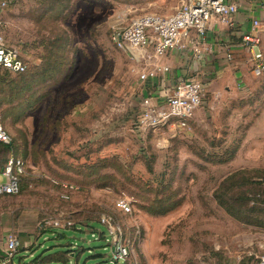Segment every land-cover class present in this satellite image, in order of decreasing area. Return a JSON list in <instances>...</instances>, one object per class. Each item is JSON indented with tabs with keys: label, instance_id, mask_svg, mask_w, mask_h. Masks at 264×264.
Masks as SVG:
<instances>
[{
	"label": "rangeland",
	"instance_id": "obj_1",
	"mask_svg": "<svg viewBox=\"0 0 264 264\" xmlns=\"http://www.w3.org/2000/svg\"><path fill=\"white\" fill-rule=\"evenodd\" d=\"M180 2L14 0L1 15L5 41L27 71L0 69V118L12 154L25 164L20 192L0 197V230L22 229L37 203L39 222L62 215L103 234L49 235L29 262L63 264L55 254L68 249L69 264H246L264 257V214L249 212L244 201L260 188L251 179L264 177V82L254 80L212 110L207 95L188 129L136 126L139 76L161 62L134 61L114 32L143 15L169 16ZM163 63L172 66L173 58ZM54 181L76 189L69 200L60 199ZM124 200L129 214L118 207ZM103 217L128 248L123 260L112 257Z\"/></svg>",
	"mask_w": 264,
	"mask_h": 264
},
{
	"label": "built area",
	"instance_id": "obj_2",
	"mask_svg": "<svg viewBox=\"0 0 264 264\" xmlns=\"http://www.w3.org/2000/svg\"><path fill=\"white\" fill-rule=\"evenodd\" d=\"M14 0H0V69L11 74H23L27 71V63L20 52L10 47L3 35L2 14ZM240 0H181L180 4L169 16L143 15L133 20L127 27L116 30L113 35L118 48L131 55L134 61L147 62L166 57L170 52L190 53L200 58L213 48L206 41V32L212 23L229 26L232 17L238 12ZM253 2L254 0H246ZM264 22L252 20L250 28L242 35L241 42L249 53L251 71L255 77L264 74V54L262 36ZM229 58V57H228ZM168 71V67L153 65L140 74L139 79L144 82L153 80L160 73ZM155 95L142 96L140 109L136 118L138 129L156 130L161 128L188 129V122L194 112L201 106L204 98V84L196 77H186L171 85L162 86ZM0 143L11 144V137L5 130L0 118ZM4 182L0 183V197L14 196L20 192V179L25 176V164L20 158L8 157L2 171ZM56 186L71 192L75 188L71 185L53 182ZM260 196L258 195L257 198ZM63 200L68 194L61 195ZM253 204V201L252 203ZM120 210L129 214L130 202L118 203ZM264 209V204H263ZM106 230L112 236V257L123 260L128 256V248L124 242L114 234L111 220L101 218ZM40 228L52 227L68 228L72 222L62 215L43 220ZM118 231V229H117ZM19 248V241L13 233L5 237V246L0 264L12 261ZM246 264H264V257H254Z\"/></svg>",
	"mask_w": 264,
	"mask_h": 264
},
{
	"label": "crops",
	"instance_id": "obj_3",
	"mask_svg": "<svg viewBox=\"0 0 264 264\" xmlns=\"http://www.w3.org/2000/svg\"><path fill=\"white\" fill-rule=\"evenodd\" d=\"M237 3L239 8L238 12L232 17L229 26L217 23H212L209 26L206 32L205 43L213 48L212 52L205 53L201 55L200 58H195L190 53L170 52L166 57L155 60V62L159 60L161 62L155 65H166L168 71L160 73L153 80L141 81V84L143 85L141 95H155L159 90L158 88L162 86L171 85L186 77H196L204 84L205 91L203 102L208 95V107L212 110L214 107L218 108V103L220 101H230L232 98L237 97L242 93H246L248 89L245 88L254 82V80L258 79L264 82V74L260 77H255L253 75L249 63V53L244 49L241 42L242 35L248 31L252 20H260L261 22H264V0H254L253 2L240 0ZM261 36L264 54V33L261 34ZM171 58H173L172 66L168 63H163V59L170 60ZM152 62H154V60ZM212 82L219 84V87L211 90L210 87ZM210 103H212V105H210ZM214 103L216 104L213 105ZM201 106L199 108H201ZM199 108L189 120L188 126L194 119ZM169 130L174 132L178 129L170 128ZM4 162L6 161L0 159V180L3 178L2 171L5 164ZM2 182L4 181L1 180L0 183ZM59 183L70 185L64 182ZM53 185L56 186L54 183ZM59 187L62 188L61 186ZM29 189L32 188L25 187L23 192L27 193ZM75 190H72L71 192ZM64 193L65 192H60V197ZM38 210L39 207L37 203L31 204L29 207L30 212L28 222L22 227V229L19 227L17 230L14 229L15 233L12 232L19 241V248L15 258L8 264H44V262H41L42 260L40 257L35 262H29L36 257L39 250L44 248L43 244H40L39 242L40 239L47 240L49 235L54 237L52 233L54 230H46L47 232L43 235L38 232V230H40ZM16 221H18L17 225L19 226L21 224L20 218ZM7 234L8 232L3 234L2 230H0V259L3 255L5 237ZM61 238L62 237H60V239ZM70 257H72V255H70Z\"/></svg>",
	"mask_w": 264,
	"mask_h": 264
},
{
	"label": "trees",
	"instance_id": "obj_4",
	"mask_svg": "<svg viewBox=\"0 0 264 264\" xmlns=\"http://www.w3.org/2000/svg\"><path fill=\"white\" fill-rule=\"evenodd\" d=\"M24 74V73H23ZM19 75H21V74H19ZM3 123V122H2ZM4 126V125H3ZM8 133V132H7ZM12 146H13V140H12V138H11V144L10 145H4V144H2V143H0V157H1V154H6V152H7V157H6V159H5V161L8 159V157H10V156H14L13 154H12ZM15 157V156H14ZM17 158V157H16ZM5 163V162H4ZM240 174V173H239ZM23 178H24V176H22L21 177V179H20V188H21V182H22V180H23ZM251 183H253V184H255V185H257V186H259L260 188V190L258 189V190H256L255 192H254V194H253V197L251 196L250 198L248 197V196H246V198H245V202H246V204H247V206H248V208H249V212H251V211H261L263 214H264V209H263V204H264V199L263 198H261V196H262V194H263V192H264V177H256V178H253V179H251ZM55 188H57V189H59L60 190V192H65V193H67L68 194V200L71 198V194L74 192H68V191H65V190H63L62 188H60L59 186H54ZM260 196L259 198H257V196ZM1 197H8V196H1ZM60 199H62L61 197H60ZM253 200V204H250V202ZM63 200V199H62ZM67 201V200H66ZM248 202H249V204H248ZM218 204L228 213V214H231L232 213V208L230 207V204H227L225 201H224V199H219L218 198ZM232 204H234V203H232ZM174 204H172L171 206H173ZM170 207V206H169ZM167 208V207H166ZM166 208H164L165 210H166ZM163 211V212H166V211ZM67 220H70V217H67L66 218ZM71 221V220H70ZM87 223V224H86ZM89 221H87V222H84V223H72V226H70V227H68V228H62V229H56V228H51V227H43V228H40V230H38V232L39 233H41L42 235L45 233V232H47L46 230H54V232H52L53 233V235H54V239L55 240H59L60 239V237H62L61 239H64V232L65 231H76V232H79L80 234H83V232L84 231H87L88 233H90L91 234V236L93 237L94 235H96L97 236V238L98 239H101L102 237H103V234L102 233H94V232H92L91 230H90V228L89 229H86L85 228V226H88L89 227ZM94 224L95 223H93V224H91V226L92 227H94ZM57 231V232H56ZM88 233H86V234H88ZM40 234V235H41ZM85 234V235H86ZM69 250V249H68ZM68 250H66V253H62V252H59V253H57V254H55L56 256H58V260H60V261H62V263L63 264H69V260H70V256H68L69 254H68ZM17 252H18V250H17ZM70 253H71V251H70ZM17 254V253H16ZM16 256V255H15ZM15 256H14V258H15ZM73 256V255H72ZM68 257V258H67ZM13 258V259H14ZM67 258V259H66ZM12 259V260H13ZM40 259H41V257H40ZM35 261H37V259L35 260ZM118 262H115L114 264H117Z\"/></svg>",
	"mask_w": 264,
	"mask_h": 264
}]
</instances>
